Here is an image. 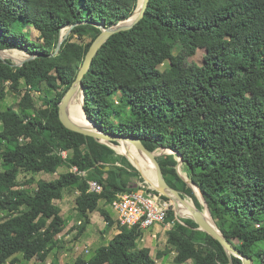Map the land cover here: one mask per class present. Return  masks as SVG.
<instances>
[{
  "label": "trees",
  "instance_id": "16d2710c",
  "mask_svg": "<svg viewBox=\"0 0 264 264\" xmlns=\"http://www.w3.org/2000/svg\"><path fill=\"white\" fill-rule=\"evenodd\" d=\"M137 4L0 0V48L36 55L22 66L0 58V100L8 88L22 94V111L11 105L0 109V264H16L19 254L44 262L63 247L59 235L66 218L55 201L66 189L79 192L76 208L84 221L78 239L95 211L109 227L116 223L101 200L112 204L119 193L139 188L136 178L143 181L127 156L66 127L59 110L102 31L96 23L127 19ZM28 24L39 31V40L30 38ZM70 25L71 34L56 52ZM198 49L206 50L202 64L189 61ZM43 83L46 94L37 106L34 93ZM83 84L86 112L104 131L137 136L151 151L179 150L223 233L255 264H264V0H150L134 28L112 35L99 49ZM74 104L75 98L73 111ZM62 151L71 153L64 157ZM178 155L159 157L165 176L203 209L177 171ZM62 167L69 170L52 179L19 181L22 170L55 174ZM90 180L99 181L103 191H91ZM167 221L174 223L158 257L176 251L178 264H230L221 242L196 229L194 220L180 222L173 206ZM119 227L93 257L79 256L73 264H160L150 247H139L140 225ZM234 264L243 261L234 256Z\"/></svg>",
  "mask_w": 264,
  "mask_h": 264
},
{
  "label": "water",
  "instance_id": "95a60500",
  "mask_svg": "<svg viewBox=\"0 0 264 264\" xmlns=\"http://www.w3.org/2000/svg\"><path fill=\"white\" fill-rule=\"evenodd\" d=\"M149 2H150V0H138L137 7H136L134 13L129 18L121 20V21H119V22H117L111 26H106L104 23H102V24L96 23V25L99 26L102 31L98 35V37L94 40V42L92 43V45H91V47H90V49L86 55L85 61H84L83 65L81 66L75 81L70 86V88L67 90L63 99L59 103L61 121L69 129L77 131V132H81V133L88 135V136H92V137L96 138L97 140H99L100 142L110 145L112 148H114L120 154L127 156V158L132 162V164L144 175L147 182H149L147 177L143 173L142 169L131 158L130 152L127 150H126V152L119 151L117 149V146H119L120 144H125L127 147V145L129 143H131L140 152H144V153L148 154L152 158V160L154 161V164L156 166V177H157V184L156 185H153L151 182H149V183H151L152 188H154L155 190H157L162 195H164L165 197L169 198L172 201L177 219L182 223H185L183 221V219L194 220L198 224V227H196V229L205 231L208 234L215 237L217 240H219L221 242V244L224 246L225 250L227 251L230 264H234V256L241 258L243 261V264H255L253 258L242 253L234 245V243L230 239H228V237H226V235L223 233V231L219 227L216 219L214 218V216L212 214L210 206H209L200 186L195 181H193L191 178H186L180 173V170H179L180 165L183 164L184 162H183V156H182V154H180L179 150H175L171 147H164V148H160L161 151L159 153L156 152L157 150L151 151L145 146V144L143 143L141 138H139L137 136H133V135L132 136H121V135L113 134L111 132L104 131L89 117V115L86 112V109L84 107V104H85V87L83 84V78H84L85 74L88 72L90 66L92 65L94 57L97 55L99 49L104 45V43L112 35H114L118 32H121V31H125V30H129V29L134 28L136 26V24H138L143 19V17L145 16L146 10L149 6ZM72 27H73V25L69 26V28H71V29H72ZM71 29H70V31H71ZM67 35L68 34L63 35V32L61 33V38H60L56 52H58L60 50L61 45H62L63 41L65 40V38L67 37ZM1 50H4V49H1ZM35 56H36L35 54L29 53L28 58H26L24 61H21L20 63H15V64L13 63V64L17 65V66H22L26 61L34 58ZM0 58L4 59V60H8V58L3 57L1 54H0ZM78 94H81L83 96V100H82L83 110H84V113H85L87 119L92 123V126L88 127V126L80 125V124L76 123L70 115V104H71L72 100ZM168 150L170 152H167ZM169 153L179 154L178 155L179 156L178 157V164L176 166L177 171H178L179 175L184 179V181L193 188L197 197L199 198V201L201 202V204L203 206V209L199 208L196 205V203L194 202V200L190 201L186 197L187 195L184 192L173 187L168 182V180L165 176L163 167L159 161V156H162L164 154H169ZM107 168H109V167H107ZM181 202L187 204L193 210L192 215L183 216L180 214L179 208H180ZM206 214H208L209 217H207Z\"/></svg>",
  "mask_w": 264,
  "mask_h": 264
},
{
  "label": "rangeland",
  "instance_id": "374dc122",
  "mask_svg": "<svg viewBox=\"0 0 264 264\" xmlns=\"http://www.w3.org/2000/svg\"><path fill=\"white\" fill-rule=\"evenodd\" d=\"M102 24V23H101ZM71 28L69 26L65 27L63 29V35L68 34L69 36L71 34L70 31ZM26 31L31 39L33 40H39V31L32 25L28 24L26 26ZM75 40H80L78 37L74 38ZM1 50V49H0ZM21 53L17 54V56H7L8 60H11L14 64L20 63L21 61H24L26 58H28L29 53H27L25 50L19 49ZM4 51H14L16 52V49H4L0 51V54L2 55L5 53ZM178 51V47L176 48V52ZM206 53L205 49H198L197 54L194 56L189 57L190 62H197L198 64L203 63L204 55ZM4 57V56H3ZM168 65L166 63L165 65H162L161 68H165ZM47 85L46 83L42 84V90L39 92L34 93V99L36 101L37 106H42V97L46 94ZM24 90V89H23ZM24 93V91H22ZM22 98V94L15 93L11 91L9 88L7 90V96L5 99L0 100V109H6L7 107L15 106L18 110L22 111L19 108V101ZM118 99V98H117ZM2 129V122L0 121V130ZM118 147H120L118 149ZM117 147L119 151H123L124 144H120ZM161 149L157 150L156 152L159 153ZM167 152H170L169 150ZM71 152L67 151V155L69 156ZM119 153V152H118ZM120 154V153H119ZM172 154V153H169ZM67 156V157H68ZM161 157V156H159ZM2 159L0 157V170H2ZM68 167H62L59 169L58 173H32L27 172L25 170H22L19 175V181L21 183L26 182L30 178H35V180H39L41 178L44 179H52L56 176H58L60 173L68 171ZM180 173L186 177L189 178L186 169L183 164L180 165ZM140 172V171H139ZM141 173V172H140ZM144 173V172H143ZM142 179L136 178L135 182H141L143 184H146L148 187H151V183L147 182L144 175L141 173ZM34 187H37L36 182L33 184ZM139 188L141 186L139 185ZM184 193L186 194L185 190ZM79 192L74 188H68L65 190V195L62 200H56L55 202L59 204L62 208L63 216L67 220V227L64 229V231L59 235V240L62 243L63 247L61 249H57L51 253L49 256L48 262L49 264H73L79 256H83L87 259L93 257V255L96 253L97 248H99L101 245L109 244L110 240L115 236V234L119 231V226L117 222L118 214L113 209L111 204H106L104 200L100 201V206L107 208L113 218L116 220V223L109 227L107 225V222L105 221L103 215L100 211L94 212V219L89 224L87 231L83 236H81L78 240L75 239L76 234L78 233V226L80 222H83L84 220L80 218L77 212L76 208V198L78 196ZM187 198L191 201L194 200L192 197H190L188 194H186ZM4 212L0 211V218L3 217ZM80 221V222H79ZM79 222V223H78ZM168 224V223H167ZM168 226H173V222L171 224H168ZM170 229H165L163 223L156 224L154 226H151L149 228L144 229L143 238L139 241V247H145L148 246L152 249V255L156 261L160 264H178L175 262V256L177 254L176 251L168 252L164 254L162 257H158V253L160 251H164L168 246V231ZM156 235V237H154ZM20 261L17 264H48L43 263L40 261L32 260H26L22 254H19ZM56 258V259H55ZM12 264V263H7ZM183 264H193L192 260H189L186 263Z\"/></svg>",
  "mask_w": 264,
  "mask_h": 264
},
{
  "label": "built area",
  "instance_id": "2783aa9c",
  "mask_svg": "<svg viewBox=\"0 0 264 264\" xmlns=\"http://www.w3.org/2000/svg\"><path fill=\"white\" fill-rule=\"evenodd\" d=\"M61 154L64 157L68 156L67 151H62ZM70 170L86 175V172L79 170L77 166H72ZM89 183L91 191H103V186L99 181L90 180ZM139 185L141 188L135 191L119 193L112 202L111 206L118 214V226L133 227L140 225L141 228L146 229L163 223L165 229H171L172 226H168L171 222H168L167 219L173 206L172 201L146 184L140 183Z\"/></svg>",
  "mask_w": 264,
  "mask_h": 264
},
{
  "label": "bare ground",
  "instance_id": "6f19581e",
  "mask_svg": "<svg viewBox=\"0 0 264 264\" xmlns=\"http://www.w3.org/2000/svg\"><path fill=\"white\" fill-rule=\"evenodd\" d=\"M10 54L15 57L17 56V54H14L11 52ZM82 100H83V96L81 94H78L75 97L74 111L72 109V102L70 104V115L76 123L89 127V126H92V123L87 119L84 113L83 106H82ZM119 148L120 147H118V149ZM124 149H125L124 152H126V150L130 152V155L134 159L136 164L142 169L144 174H146L148 181L151 182L153 185H156L157 184L156 166L152 158L148 154L137 150V148L131 143H129L127 147L124 144ZM143 164L145 165L146 170ZM179 212L182 214H185L186 216H190L193 214V210L187 204L182 203V202L180 203ZM206 215L207 217H209L208 214Z\"/></svg>",
  "mask_w": 264,
  "mask_h": 264
},
{
  "label": "crops",
  "instance_id": "0c3cea01",
  "mask_svg": "<svg viewBox=\"0 0 264 264\" xmlns=\"http://www.w3.org/2000/svg\"><path fill=\"white\" fill-rule=\"evenodd\" d=\"M124 150H125V149L123 148V151H124ZM144 166H145V165H144ZM145 170H146V167H145ZM145 176H146V174H145ZM146 177H147V176H146ZM147 179H148V178H147ZM140 183H141V182H138V184H140ZM61 200H62V199H61ZM58 205H59V204H58ZM59 206H60V205H59ZM77 212H78V211H77ZM93 214H94V213H93ZM78 215H79V213H78ZM93 219H94V215H92V221H93ZM92 221H91V222H92ZM79 222H80V221H79ZM79 222H78V223H79ZM80 223H81V222H80ZM80 223H79V224H80ZM88 226H89V225H88ZM66 227H67V220H66ZM66 227H65V228H66ZM87 229H88V227H87ZM87 229H86V231H87ZM86 231H85V232H86ZM85 232H84L81 236H83V235L85 234ZM118 232H119V231H118ZM118 232H117V233H118ZM117 233H116V234H117ZM81 236H80V237H81ZM80 237H79V238H80ZM79 238H78V239H79ZM78 239H76V240H78ZM58 249H60V248H58ZM55 250H57V249H54L53 251H55ZM53 251H52V252H53ZM50 255H51V254H50ZM50 255H49V256H50ZM55 259H56V258H55ZM48 260H49V257H48V259H47L46 261H44L43 263L46 262V263L49 264L50 262H48ZM17 263H18V262H17ZM17 263H16V264H17Z\"/></svg>",
  "mask_w": 264,
  "mask_h": 264
}]
</instances>
